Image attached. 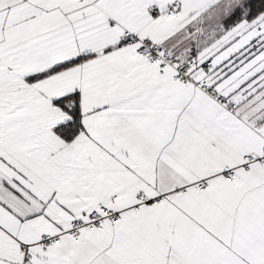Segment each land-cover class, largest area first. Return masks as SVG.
<instances>
[{"label": "snow or ice", "instance_id": "6c2138e0", "mask_svg": "<svg viewBox=\"0 0 264 264\" xmlns=\"http://www.w3.org/2000/svg\"><path fill=\"white\" fill-rule=\"evenodd\" d=\"M0 264H264V0H0Z\"/></svg>", "mask_w": 264, "mask_h": 264}]
</instances>
